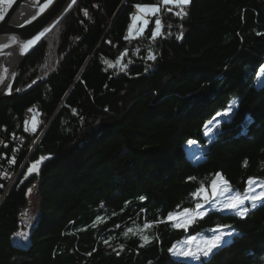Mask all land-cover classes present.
I'll list each match as a JSON object with an SVG mask.
<instances>
[{
	"label": "trees",
	"instance_id": "obj_1",
	"mask_svg": "<svg viewBox=\"0 0 264 264\" xmlns=\"http://www.w3.org/2000/svg\"><path fill=\"white\" fill-rule=\"evenodd\" d=\"M136 5L160 6L142 31ZM180 7L186 15H176ZM180 7L78 0L37 43L20 93L0 102V157L27 136L16 154L20 176L10 187L0 178V264H264V202L244 204L243 216L220 210L249 178L264 179V0ZM120 60L123 69H107ZM2 68L0 57V75ZM30 107L43 125L32 135ZM214 117L219 127L206 134ZM217 173L231 193L205 205L187 230L174 227L169 213L203 203L193 194L202 185L211 194ZM35 185L37 216L19 245L14 235ZM145 223L149 243L124 235ZM218 228L233 235L208 257L169 251Z\"/></svg>",
	"mask_w": 264,
	"mask_h": 264
},
{
	"label": "snow or ice",
	"instance_id": "obj_2",
	"mask_svg": "<svg viewBox=\"0 0 264 264\" xmlns=\"http://www.w3.org/2000/svg\"><path fill=\"white\" fill-rule=\"evenodd\" d=\"M7 2L9 5H11L14 0H0V3ZM49 3H51V0H48ZM174 3L178 7L182 5H186L189 3V0H163V4H171ZM137 9L140 12H152L157 13L159 12V7H148V6H141L136 5ZM171 9H169L170 11ZM87 14V13H85ZM187 13L184 12L183 8L180 7V11L176 13L178 16L186 15ZM137 19L136 16H133V21L135 22ZM4 21V13L0 12V22ZM145 24H147V20L144 21ZM156 30L152 33L153 39L160 34V21H156ZM129 31L131 32V26L129 28ZM142 31V29L140 30ZM39 37H37L38 39ZM179 38V37H178ZM32 43L31 41L29 44ZM4 47V46H0ZM28 45H24V48L26 49ZM149 59H155V56L149 54ZM126 67V65H125ZM264 71V70H262ZM11 86L9 85V88ZM235 102H233V105ZM232 106L229 107V109L221 114L217 113V116H228V114L231 112ZM29 111H32L30 109ZM209 125H214L216 128L219 127V121H216V118L214 117L213 120H210L207 125H205L206 128V134L207 132L211 131L209 128ZM35 129H33L34 131ZM189 143H193L192 141H189ZM36 165H33L32 169H29L31 172L33 169H35ZM194 179V178H190ZM248 189L244 193L236 192L233 195H227L225 199L222 201L221 209L220 210H238V215H245L248 211V208L242 207L246 201L252 202V207H256L257 201L264 202V181L257 183V181L254 178H249L248 180ZM253 185L259 186L262 190L260 192H256ZM212 189V196L209 197L205 194L206 190L204 186H201V189H199L196 193H194V196H201L203 198V203H197L195 209H184L183 212L179 213L177 216H174L173 213H169L168 219L175 220V223L173 224L174 227H182L185 230L188 229V227L194 223L197 222L198 219H202L206 215L205 205H213L215 204V199L213 198H219L225 196V193H231L232 189L230 185L228 184V181L224 179V177L217 173L216 178L211 181L210 185ZM143 199V198H141ZM100 218H98L99 220ZM152 227L151 224L145 223L142 229L134 230L132 228H129L124 235L128 236L130 233L132 235L140 234V238L144 241V243H149V237L147 235H144V230ZM213 235L211 237H204L200 235L192 236L190 237L185 243L188 245L187 247H183L180 249H177V247L174 245L172 249L169 251L173 253V255L176 256H182L186 258H192L196 260H200L201 256L208 257L214 249H217L221 247L224 243L227 241L225 240L226 236H231L233 233H224L222 230L214 229ZM143 246V245H141Z\"/></svg>",
	"mask_w": 264,
	"mask_h": 264
},
{
	"label": "water",
	"instance_id": "obj_3",
	"mask_svg": "<svg viewBox=\"0 0 264 264\" xmlns=\"http://www.w3.org/2000/svg\"><path fill=\"white\" fill-rule=\"evenodd\" d=\"M76 1L78 0H51L49 3L48 0H40L37 12L34 10L32 15L23 21L14 19V16L26 0H14L11 5L7 2L0 3V12L4 13V21L0 22V46L4 47H0V51L16 47L20 53V60L9 84L11 87H8L6 91L0 90V102L20 93L21 76L28 56L37 43L58 25ZM37 37L39 38L37 39ZM30 41L32 43L29 44ZM24 45H28V47L25 49ZM40 81L36 80L30 87Z\"/></svg>",
	"mask_w": 264,
	"mask_h": 264
},
{
	"label": "rangeland",
	"instance_id": "obj_4",
	"mask_svg": "<svg viewBox=\"0 0 264 264\" xmlns=\"http://www.w3.org/2000/svg\"><path fill=\"white\" fill-rule=\"evenodd\" d=\"M30 1H32L36 5H38L40 3V0H30ZM161 1H162V4H163V0H161ZM169 5H176V4L171 3ZM141 6L142 7L143 6H148V7H159L160 8V6H157V5H154V6L153 5H141ZM154 14L155 13H152V12H140L139 10H137L135 12V14H134V16L137 17V19H136L135 22L133 21V23L134 24H140L141 25L140 26L141 27L140 30H141V29L145 28L149 24L150 18ZM145 20H147V24L144 23ZM55 27H57V25ZM2 61H4L3 57H2ZM106 65H107V69L116 68V70H121V69L124 68V66L122 65V61L121 60L116 62V63H112V62L109 61V62H106ZM262 70H264V69H262ZM262 70L260 71V74H259V77H261L260 79H262V77H264V71H262ZM0 82H1V77H0ZM36 115H38V114L36 112H34L33 109H32V111H29V114L26 117V120H27L26 122H29V119H31L33 117L35 118V121H33L32 125L29 127L30 129H32V132H35V133L40 132V130H42V128H43L41 115L40 114L38 116H36ZM33 129H35V130L33 131ZM36 164L37 163H34L33 165H36ZM30 173H32V172H28L27 174L30 175ZM19 176L20 175H18V177ZM254 179L257 181V183L264 181V179H262V178H254ZM253 187L255 188V191L257 193L262 190L257 185H253ZM37 189H38V186L35 185V186L30 187V189L28 191V193H30V195H29V207L21 215V221H22V225H23L22 233H18L17 232L14 235V242L19 244V245L27 243V239H28V236L30 234L28 232H30V229H31V227H32V225L34 223V220H35L36 216H37V212H38V208H37L38 198L36 196ZM247 189H248V184H247L244 192ZM211 191H212V189H211ZM244 192H242V193H244ZM226 195H227V193H225V196ZM211 196H212V193H211ZM225 196L219 197V198H213V199H215V202H219L220 199L224 198ZM246 202L252 203L250 201H246Z\"/></svg>",
	"mask_w": 264,
	"mask_h": 264
},
{
	"label": "bare ground",
	"instance_id": "obj_5",
	"mask_svg": "<svg viewBox=\"0 0 264 264\" xmlns=\"http://www.w3.org/2000/svg\"><path fill=\"white\" fill-rule=\"evenodd\" d=\"M37 7L38 6L32 1L26 0V2L17 11L16 15L14 16V19H17L19 21L28 19L29 15H32V12H34V10H36ZM0 52H1L0 57H3L4 59L3 68L1 71V75H0L1 77L0 90L6 91L11 82L14 69L20 60V53H19V49H17L16 47H11V48L2 50Z\"/></svg>",
	"mask_w": 264,
	"mask_h": 264
},
{
	"label": "built area",
	"instance_id": "obj_6",
	"mask_svg": "<svg viewBox=\"0 0 264 264\" xmlns=\"http://www.w3.org/2000/svg\"><path fill=\"white\" fill-rule=\"evenodd\" d=\"M33 109L34 112H36L38 115L40 114L38 111H35L33 107H30L27 111V116L29 114V110ZM36 115V116H38ZM27 121V120H26ZM25 121V132L29 135V134H34L35 132H32V129H30L29 127L32 125V122L35 121V118H31L29 119V122ZM17 142H19L20 144L18 145L17 149L14 151H12L10 153V157L8 159L6 158H2L0 157V178L3 179V182L6 183L7 187H10L11 185L14 184V182L16 181L18 175L21 172V168L17 170V163H16V154L20 153L23 151L24 147H25V142L27 140V136L21 134L18 135L16 137ZM3 142L0 141V145ZM3 149H0V151H2ZM19 173V174H18ZM0 200H1V196H0Z\"/></svg>",
	"mask_w": 264,
	"mask_h": 264
}]
</instances>
